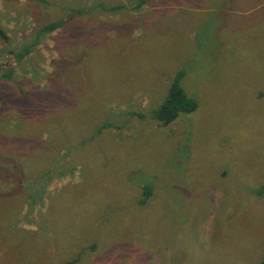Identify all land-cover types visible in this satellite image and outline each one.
<instances>
[{
    "label": "rangeland",
    "instance_id": "374dc122",
    "mask_svg": "<svg viewBox=\"0 0 264 264\" xmlns=\"http://www.w3.org/2000/svg\"><path fill=\"white\" fill-rule=\"evenodd\" d=\"M136 1L0 0V64L30 51L0 79V264L264 258V0ZM178 70L198 106L162 126Z\"/></svg>",
    "mask_w": 264,
    "mask_h": 264
},
{
    "label": "trees",
    "instance_id": "16d2710c",
    "mask_svg": "<svg viewBox=\"0 0 264 264\" xmlns=\"http://www.w3.org/2000/svg\"><path fill=\"white\" fill-rule=\"evenodd\" d=\"M145 2L146 0H137L133 8H140L143 4H145ZM101 7L104 8L105 10H111V9L114 10L117 8L124 7V5L108 7L104 4H101ZM83 11L85 12L84 7L81 9L80 6L78 9L73 8L72 11H70L65 18L57 21H51L41 26L40 28L37 29V32H35V36H33L32 38L33 39L32 45L34 46L38 44V40L41 36L49 34L50 32L56 30L65 22H68V20L72 19L74 17V14H76V12L79 14H83ZM0 39L4 41H8L9 39L6 30L2 26H0ZM25 43L28 42L26 41ZM29 52L30 51L29 48H27V45L26 46L22 45L19 48H15L9 51L11 55L10 57L12 58L13 56H15V58L18 61L21 60ZM11 58L8 59L7 63L0 64V72H1L0 79H4V80L11 79L13 73L12 68H14L15 65V62L13 63L11 61ZM184 74L185 72L183 70H178L176 71V73H174L167 94L165 95V97L163 98V100L161 101V103L157 108L155 109L152 108L149 111V117L157 121L162 126H167L168 124L172 123L183 114H188L193 112L198 106L196 99L188 96L181 85V79L183 78ZM137 114L140 117H146L144 113H137ZM124 115L132 116L134 115V112L133 113L125 112ZM121 125L123 124L114 123L111 121H105L96 127L91 137H94V135L100 133L104 128H108L111 126L122 127ZM151 194H152V186L149 184L142 185L141 197L138 200V204L146 203ZM76 259L66 261L64 264H72L73 262H75ZM260 264H264V258L261 260Z\"/></svg>",
    "mask_w": 264,
    "mask_h": 264
}]
</instances>
